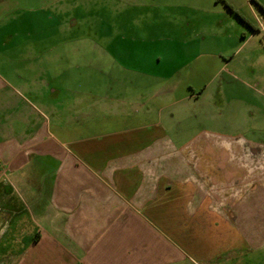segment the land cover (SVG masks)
Segmentation results:
<instances>
[{"label":"crops","instance_id":"1","mask_svg":"<svg viewBox=\"0 0 264 264\" xmlns=\"http://www.w3.org/2000/svg\"><path fill=\"white\" fill-rule=\"evenodd\" d=\"M43 1L64 16L86 3ZM155 1L137 4L186 9L190 39L162 85L104 101L90 123L104 130L72 133L86 112L52 100V59L31 51L45 41L11 43L21 57L0 50V264H220L264 247L263 77L226 99L239 64L264 63V0ZM70 17L60 30L78 25Z\"/></svg>","mask_w":264,"mask_h":264},{"label":"rangeland","instance_id":"2","mask_svg":"<svg viewBox=\"0 0 264 264\" xmlns=\"http://www.w3.org/2000/svg\"><path fill=\"white\" fill-rule=\"evenodd\" d=\"M84 1L86 3L79 9L70 12L78 24L71 31H62L58 27L60 24L64 27L66 18L71 19L70 15L45 10L43 0H3L0 3V44L10 43L7 48L0 49L1 54L21 57L27 50V47H11V43L45 41V46L49 45L45 49L35 45L31 51L44 53L52 59L50 80L52 88L57 89L52 100H65L68 105L74 101L83 102L86 113L82 115V123L85 126L72 132L75 136L104 130L91 127L90 123L101 122L107 116L108 112L102 110L106 99L112 100L124 90L148 91L162 85L171 68L178 66L166 62L177 61L183 43L190 39V27L186 25L188 15L182 7L163 16L156 8L142 9L138 0H128L129 6L125 8L117 3L113 6L107 0ZM147 1L150 6L156 3L155 0ZM225 54L229 56V53ZM159 57H162L160 63ZM235 66L233 63L230 67ZM218 68L213 59L208 70L202 73L203 79L212 77ZM234 73L237 80H229L226 87L228 100L236 97V89L241 85L238 80L249 84L253 73L264 79V63L239 64ZM145 74L154 76L155 81L146 79L150 77ZM192 78V82L200 79L197 73ZM259 88L264 93V82ZM91 100L100 103V110L93 114L89 111ZM59 125V120L52 119L53 131ZM235 253L219 258L220 264H264V247Z\"/></svg>","mask_w":264,"mask_h":264},{"label":"built area","instance_id":"3","mask_svg":"<svg viewBox=\"0 0 264 264\" xmlns=\"http://www.w3.org/2000/svg\"><path fill=\"white\" fill-rule=\"evenodd\" d=\"M255 18H256V21H257V24H258L260 31H262L264 33V22H263V20L258 16H255ZM1 166H2V163L0 162V167Z\"/></svg>","mask_w":264,"mask_h":264},{"label":"trees","instance_id":"4","mask_svg":"<svg viewBox=\"0 0 264 264\" xmlns=\"http://www.w3.org/2000/svg\"><path fill=\"white\" fill-rule=\"evenodd\" d=\"M252 28H254V27L252 26Z\"/></svg>","mask_w":264,"mask_h":264}]
</instances>
